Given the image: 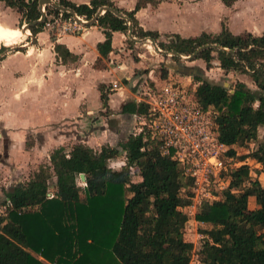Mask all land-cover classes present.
Wrapping results in <instances>:
<instances>
[{
    "label": "trees",
    "instance_id": "trees-1",
    "mask_svg": "<svg viewBox=\"0 0 264 264\" xmlns=\"http://www.w3.org/2000/svg\"><path fill=\"white\" fill-rule=\"evenodd\" d=\"M0 1L16 9L23 23L41 18L39 0ZM150 1L139 0L129 12L109 0H92L89 5L55 0L88 20L100 8L110 9L97 20L106 37L98 44L104 58L113 50V33L127 34L130 25L133 37L159 40L158 33L143 30L136 19L137 11ZM221 1L232 7L238 0ZM46 9L60 13L49 5ZM46 22L32 26L33 34L42 32ZM161 46L167 53L195 55L209 68L218 60L224 71L251 78L255 88L237 82L228 89L196 76L203 83L191 95L203 110L215 111L219 140L229 147L228 156L235 162L252 158L264 168V137L259 139L264 128V32L234 34L222 24L219 34L187 39L176 35ZM55 50L65 62L77 59L65 45L58 44ZM173 58L182 61L179 56ZM103 99L107 101L105 94ZM142 106L129 100L122 113L143 112ZM256 142L251 153L238 155L236 146ZM161 144L148 129L131 133L119 145L126 154L119 169L109 165L120 153L116 147L95 151L78 143L69 153L64 148L54 150L50 164L40 165L27 181L6 193L0 209V264H191L195 245L186 239L190 217L185 208L193 204L194 180L180 163L163 154ZM229 173V188L220 198L198 207L195 219L205 225L199 262L264 264V185L248 165L231 167ZM135 174L140 181L133 180ZM250 198H255V209Z\"/></svg>",
    "mask_w": 264,
    "mask_h": 264
},
{
    "label": "crops",
    "instance_id": "crops-1",
    "mask_svg": "<svg viewBox=\"0 0 264 264\" xmlns=\"http://www.w3.org/2000/svg\"><path fill=\"white\" fill-rule=\"evenodd\" d=\"M53 1L55 2V0ZM69 1L76 5H89L92 0ZM109 1L116 7L129 12L135 10L139 2V0ZM242 1L238 0L232 7H227L221 0H151L137 11L136 19L143 30L158 33L160 39H169L176 35L187 39L198 37L203 33L219 34L222 27L216 29L215 25L233 8L235 10L239 8ZM253 1L257 4L256 0ZM244 10H246L245 7H241V11H239L242 19L245 18ZM105 12L103 10L101 15ZM92 21L86 25L85 31L79 34L62 31L56 40L51 42L52 47L43 45L51 41L49 32L44 30L31 37L34 46L27 42L21 47H16L23 49L14 50V48L12 50V47L9 48L3 43L8 49L6 54L0 55V103H7L9 106L1 110L2 118L6 120V126L9 129H20L15 132L11 131V137L8 139L11 146L18 145L15 143L17 140L33 162H38V156L44 153L49 157L44 161V164H50V156L53 151L68 147V145L70 148L66 149V152H70L71 146L77 144L72 142V138L79 140L82 138L79 142L83 141L89 145L91 142L100 143L104 139L114 140L108 135V129L100 127L96 130L86 129L89 120L100 119L101 111H109L110 115L103 117L112 121L124 117L128 121L127 126L132 125L133 127L130 131L132 132L134 129L135 114L122 113L125 103L129 101V95L125 92L126 89L132 91L133 99L131 100L137 103L141 91L135 92L136 87L134 80L130 77L129 65L120 60H116L115 63L113 60L122 57V53L126 50L123 48L126 46L127 40L133 42L149 40L154 44V51H157L158 45L150 37L139 40V38L133 37L132 33V38L130 30L127 33L129 39L126 37V33L117 31L113 33V50L108 58H104L98 51V44L104 42L106 37L103 30L98 27L97 21L93 23ZM208 26L212 31L208 29ZM260 28L261 32L255 35H261L264 32V26H260ZM26 37L29 38L27 35ZM58 44L65 45L77 59L69 62L63 61L55 50ZM1 49L3 48L0 47ZM155 53L159 54V52ZM166 54L168 55L167 52ZM99 58L110 61L106 64L108 68L105 65L103 68L99 66ZM150 75L152 77V74ZM122 79L131 81L126 86L127 88L118 83L122 82ZM113 83L119 84L116 90L111 88ZM102 85H106L104 92L100 90ZM103 94L107 97V101L103 99ZM13 104H17L18 123H14L12 120L14 114L13 107L10 105L13 106ZM49 124H61L67 129L65 135L60 136L63 133L61 131L57 135L50 133L51 131L41 135L39 129L47 127ZM90 126L93 128V125L90 124ZM95 126L94 128H96ZM123 126L120 125L115 130V134L120 135ZM110 131L113 130L110 129ZM29 136H32L33 139L30 138L31 143L28 145ZM40 165L41 163L32 167V170L36 171ZM249 204L253 205V207L250 206L252 209L257 207L255 198H250ZM187 210L185 208L186 212ZM194 210L197 213V209ZM196 213H192L194 214L193 222L205 226L196 221Z\"/></svg>",
    "mask_w": 264,
    "mask_h": 264
},
{
    "label": "rangeland",
    "instance_id": "rangeland-1",
    "mask_svg": "<svg viewBox=\"0 0 264 264\" xmlns=\"http://www.w3.org/2000/svg\"><path fill=\"white\" fill-rule=\"evenodd\" d=\"M257 4L254 3L253 0H243L239 8L236 10L233 8L232 11H230L227 16H222L221 21L218 22L215 27L221 29L222 24L228 25L232 32L239 33V34H258L261 32L260 26L262 25V22H264V0H256ZM50 6V5H49ZM52 7V6H51ZM241 7H245L246 10H244L245 18L242 19L240 17ZM45 12H48L45 6ZM49 14V20H52V16L55 14L51 11L48 12ZM57 15V14H56ZM47 17V22L49 21ZM29 23H23L21 14L14 8L6 6L4 2L0 1V47L3 48L0 50V55H4L7 52V47L5 45L9 46L12 50H19L23 48H16L21 47L22 45H25V43L30 42V45H32L33 41L31 40L32 36H35L33 32L27 30L25 32L23 28L28 25ZM213 28V26H211ZM209 29V26H208ZM212 31V29H209ZM214 30V29H213ZM44 31H48L50 35V40L47 44H43L44 46L47 45L48 47H52L51 42L56 40V37L60 35V33L63 31V28L61 25H46L44 27ZM64 32V31H63ZM29 35H28V34ZM77 34V33H76ZM26 35L29 37L27 39ZM126 37L129 39L128 34ZM22 40H26L24 43L21 42ZM139 40H144L139 39ZM164 41H169V39H160L155 43H157L158 47L162 49L164 52H166L161 46V43H164ZM35 43V42H34ZM126 46L123 49H126L124 53H122V57L113 60V62L116 63V60H120L122 63L125 62L129 65V71H130V77L134 80V85L136 87L135 92L143 91L150 86L161 84L163 80H169L174 82H179V85L183 86L186 91H194L199 85H201L203 82L200 80L195 79L196 76L200 77L203 80H207L214 84H222L226 88L230 89L236 85L237 82H245L247 83L251 88H255V85L253 84L251 78L248 75L242 74L240 72H226L220 67V63L218 60H214L212 63V67L209 68L205 61L201 59H183L182 61H177L175 58L170 57L166 53L164 54H157L154 51V44L152 42H130V40L126 41ZM34 46V44H33ZM5 47V48H4ZM130 52V53H129ZM141 54V56H139ZM194 57V56H193ZM100 59V58H99ZM101 60V61H100ZM99 60V66L103 68L105 65L107 67V62L109 63V60ZM183 63L185 67H188L192 70V72L196 71V74L190 73L185 74L181 73L180 71H177L176 69L170 68L168 70V74L166 78H163V74L165 73V69H167L170 66H175L176 64ZM167 65V66H166ZM108 68V67H107ZM152 74V77L151 75ZM129 80L122 79V82H118L120 85L126 86L129 85ZM106 88V85L100 86V90L104 92ZM129 88V87H128ZM125 94L129 95V100L133 99L132 97V91H129L126 89ZM7 103H0V209H3L2 203L6 200V193L11 190L12 187L16 186L19 183H22L24 181H27L32 175L35 170H32V167L37 166L41 163V165L44 164V161L48 159L49 157L46 154H41L38 156V162H33L29 159L27 156V153L24 151V147L19 144L17 140H15V143L18 145L13 144L11 146L10 140H8L11 136V131H18L19 128H10L6 126V120L2 118L3 113L1 110L5 107L8 108ZM12 108V112L14 114L13 122L18 123V109L17 104L10 105ZM213 112V110H212ZM100 119L95 121H88L89 125L86 127V129H92L96 130L98 127L102 129H108V135L110 138H113L114 140L110 139H104L100 143L91 142V147L88 143H84L83 141L79 142L80 140L77 138H72V142L75 143H84L88 145L89 147L93 148L95 151L102 150L103 147H116L120 150V153L118 156L113 157L109 160V165L112 166L115 169H119L122 164L126 161V154L122 151L120 148V143H124L128 140L130 134L132 133L130 130L133 128L132 125H128V121L121 117L120 119H116L115 121H112L111 119H105L106 115H110V112L105 110L100 112ZM21 119V118H20ZM97 121V123H96ZM106 122L104 125L103 123ZM109 123V124H108ZM93 125V128L90 126ZM135 124V121H134ZM94 125H96L94 128ZM99 125V126H97ZM120 125H124L122 133L120 135L115 134V130H117ZM126 125V126H125ZM136 125V124H135ZM134 125V127H135ZM106 127V128H104ZM113 131H110V129ZM41 135H44L47 133V131H51L50 133H53L54 135H57L59 131L63 132L61 133L64 136L65 127H63L61 124H49L47 127L39 129ZM86 130V131H87ZM13 132V133H14ZM84 136V135H83ZM264 137V128H261L259 131V139H262ZM30 138L33 139L32 136H29V142L28 145L31 143ZM17 141V142H16ZM70 144V143H68ZM99 144V145H98ZM101 144V145H100ZM75 146V145H74ZM71 146L72 148L74 147ZM70 148V145L68 147H64V149ZM257 148V142L256 143H249L245 147H239L236 146V150L238 152L239 156L247 155L248 153H251L253 150ZM69 153V152H67ZM37 158V157H36ZM228 153H224L222 155V159L228 163L229 160ZM242 164L248 165L250 169L252 170V173L254 177H259L260 182L264 185V168L263 165L258 163L256 160L249 158L245 161H242ZM134 174V173H133ZM29 176V177H28ZM134 181H140L141 178L135 174L133 175ZM51 190L54 192V188H51ZM254 204V202H252ZM253 207V205H250ZM188 209L187 213L190 217V221L187 224L186 228V239L189 241L194 242L195 249L194 253L192 255V262L191 264H200L198 259V253L200 250V247L202 245V241H204L205 237L202 234V230H204V226L197 225L195 222H193L194 214L196 213V210L194 209Z\"/></svg>",
    "mask_w": 264,
    "mask_h": 264
},
{
    "label": "built area",
    "instance_id": "built-area-1",
    "mask_svg": "<svg viewBox=\"0 0 264 264\" xmlns=\"http://www.w3.org/2000/svg\"><path fill=\"white\" fill-rule=\"evenodd\" d=\"M45 14L49 20V14ZM93 19L88 20L76 13L65 17L60 10L46 25H61L64 32L79 34ZM156 48L159 54L166 53ZM168 55L172 58L179 56L182 60L190 57L173 52ZM118 87V83H113L111 88L116 90ZM191 92L179 82L169 80L147 87L137 99L144 110L134 115L136 125L132 133L137 135L145 129L150 130L152 136L161 141L163 154L171 156L185 168L186 175L194 180L193 204L187 209L198 210L202 202L218 200L219 194L229 188V168L244 164L235 162L232 157L228 163L222 159L229 147L219 140L216 113L214 110H203Z\"/></svg>",
    "mask_w": 264,
    "mask_h": 264
},
{
    "label": "water",
    "instance_id": "water-1",
    "mask_svg": "<svg viewBox=\"0 0 264 264\" xmlns=\"http://www.w3.org/2000/svg\"><path fill=\"white\" fill-rule=\"evenodd\" d=\"M47 5H50V6H52V7H54V8H56V9H59V10H61V11H69V12H71V13H74V12H72L71 10H67L66 8H64V7H62V6H60V5H58L56 2H54L53 0H39V9H40V11L42 12V15H41V18L39 19V20H37V21H34V22H32V23H29L28 25H26L25 27H24V29L23 30H29V29H31V27L32 26H35V25H37V24H39V23H42V22H44L45 20H46V14H45V12H44V6H47ZM103 10H105V11H108V10H110L108 7H103L102 9H100V11H98V13L96 14V16L94 17V19H93V21H92V23L93 22H95V21H97L98 20V18L100 17V15H101V13L103 12ZM113 11V10H112ZM120 17H124L123 15H121V14H118ZM132 32H133V26L132 25H130V36L132 37ZM133 38V37H132ZM195 56V55H194ZM190 58H193V56H190L189 57V59ZM170 68H172V69H176L177 71H180L181 73H185V74H190V73H195L196 74V71L195 72H192V70L190 69V68H188V67H185L184 65H183V63H179V64H176L175 66H170ZM81 179H82V181H84V182H86V176H85V174H81Z\"/></svg>",
    "mask_w": 264,
    "mask_h": 264
},
{
    "label": "bare ground",
    "instance_id": "bare-ground-1",
    "mask_svg": "<svg viewBox=\"0 0 264 264\" xmlns=\"http://www.w3.org/2000/svg\"><path fill=\"white\" fill-rule=\"evenodd\" d=\"M25 31V30H24ZM25 32H27V30L25 31ZM28 34V33H27ZM29 35V34H28Z\"/></svg>",
    "mask_w": 264,
    "mask_h": 264
}]
</instances>
